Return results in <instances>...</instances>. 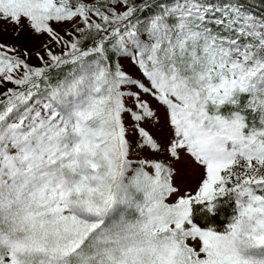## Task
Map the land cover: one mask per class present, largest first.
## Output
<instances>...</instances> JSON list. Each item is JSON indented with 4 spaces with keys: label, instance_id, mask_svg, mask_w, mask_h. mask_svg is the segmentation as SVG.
Returning <instances> with one entry per match:
<instances>
[{
    "label": "snow or ice",
    "instance_id": "obj_1",
    "mask_svg": "<svg viewBox=\"0 0 264 264\" xmlns=\"http://www.w3.org/2000/svg\"><path fill=\"white\" fill-rule=\"evenodd\" d=\"M0 264H264V0H0Z\"/></svg>",
    "mask_w": 264,
    "mask_h": 264
}]
</instances>
